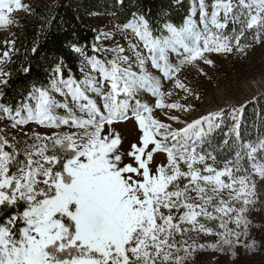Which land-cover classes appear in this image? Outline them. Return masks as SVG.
<instances>
[{
	"label": "snow or ice",
	"instance_id": "obj_1",
	"mask_svg": "<svg viewBox=\"0 0 264 264\" xmlns=\"http://www.w3.org/2000/svg\"><path fill=\"white\" fill-rule=\"evenodd\" d=\"M115 2L90 48L64 44L79 76L58 52L46 80L9 96L15 41L0 54V264L264 257V219L252 215L261 211L254 177L264 178V113L247 136V101L189 119L188 98L202 95L187 82L192 72L212 82L213 54L246 57L264 45V0H169L155 16L143 0ZM173 9L185 14L173 19ZM18 11L36 14L24 0H0V28L18 24ZM41 21L30 52L48 59L39 36L56 16L47 11ZM176 90L185 103H165Z\"/></svg>",
	"mask_w": 264,
	"mask_h": 264
},
{
	"label": "trees",
	"instance_id": "obj_2",
	"mask_svg": "<svg viewBox=\"0 0 264 264\" xmlns=\"http://www.w3.org/2000/svg\"><path fill=\"white\" fill-rule=\"evenodd\" d=\"M24 2L31 4L36 14L31 16L25 14L18 19V24L8 27L14 31L13 41H15V47L19 50V53H16L14 59L7 65V69L13 73L12 88L8 90L9 96H13L17 90L27 87L36 79L46 80L45 68H48L50 72V59L58 52L64 54L68 65L79 76L78 58L64 48L65 42L72 39L80 44H87L90 48L97 34L96 24L90 18L99 15L109 19L111 22V17L108 14L119 10L115 0H24ZM168 2L169 0H143L146 8H152L154 16L159 14L162 5H166ZM186 4L187 1L185 0ZM47 11L56 16V21L46 35L39 36V51L48 58L41 59L40 54L33 56L30 49L37 42V33L42 23L41 16L46 14ZM171 14L173 19H175L185 13L173 9ZM94 29L95 31H93ZM26 50L28 52L27 56L25 55ZM29 65L31 66V73L25 75L21 71V67H28ZM255 97L256 99L247 100L245 112L248 109H254V111L244 121L246 136L249 134L254 135V125L259 121L260 114L264 113V92ZM257 101H260V104L255 109L254 105H256ZM227 117L228 115H225L224 120L230 126L231 120ZM226 130V128L223 129V131ZM254 178L258 186V176Z\"/></svg>",
	"mask_w": 264,
	"mask_h": 264
},
{
	"label": "rangeland",
	"instance_id": "obj_3",
	"mask_svg": "<svg viewBox=\"0 0 264 264\" xmlns=\"http://www.w3.org/2000/svg\"><path fill=\"white\" fill-rule=\"evenodd\" d=\"M187 1V0H186ZM26 13L23 11H18L14 14V19L18 20L23 17ZM92 22H95L97 33L101 29L106 30V26L110 25V20L96 15L92 16ZM14 31L10 28H0V54L8 47L6 42L13 41ZM107 43L106 41H102ZM16 53H13L12 60L14 59ZM212 58L215 60V68H207L209 75L212 77V82H208L205 77L197 78L195 73H189L187 75V82H189L190 87L194 90L201 92L202 99L200 101L192 100L191 97L188 98V102L195 105L196 110L191 113L188 117L189 119L197 118L210 110H215L219 107H224L230 104H242L245 101L262 94L264 92V45L256 46L248 51L247 56H241L237 54L228 55L227 57L213 54ZM237 62V63H236ZM184 79L185 77H181ZM219 85L217 87L216 85ZM167 87H171L168 85ZM184 93L181 90H176V93L165 99V103H171L175 101H180L185 103L183 99ZM150 102H154V98H149ZM254 105L255 109L259 106L260 101H257ZM254 109H248L245 112V120L253 113ZM175 114V110H172ZM155 115L161 120L167 122V117L161 114V111L157 109ZM227 115V114H226ZM229 120L230 117H227ZM179 125H174V127ZM0 127H4L0 124ZM25 129L28 127H35V125L24 126ZM130 127V126H129ZM16 134V130H10L8 132L9 137ZM259 185L257 186L258 191L261 193L258 200V207L261 211L254 212L253 218L256 220L264 219V178L258 177ZM255 232V230H253ZM193 235H195L193 233ZM258 236L259 234L256 233ZM205 239H212L210 237ZM200 242H203L201 240ZM225 264L229 257L220 254L215 251H207L202 259L213 260V264ZM246 257H241V260H246ZM264 259L260 255H253L251 262L249 264H259V262ZM237 264H241L237 261Z\"/></svg>",
	"mask_w": 264,
	"mask_h": 264
}]
</instances>
